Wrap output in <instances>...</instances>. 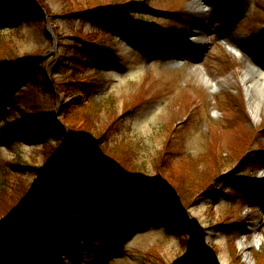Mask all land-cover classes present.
<instances>
[{"label":"rangeland","instance_id":"rangeland-1","mask_svg":"<svg viewBox=\"0 0 264 264\" xmlns=\"http://www.w3.org/2000/svg\"><path fill=\"white\" fill-rule=\"evenodd\" d=\"M90 1L23 0L44 6V24L0 17V61L47 50L0 109V208L39 216L24 224L37 226L36 243L15 231L0 242V264H264V99L244 83L248 69L264 68V0H202L207 15L196 0H98L116 13L104 27L78 16ZM101 42L114 52L98 63ZM101 134L106 157L95 161L84 136ZM113 162L140 179L111 205L139 189L177 202L189 226L163 209L113 227L98 214L107 207L98 187L84 205L92 222L81 187L120 177ZM59 170L82 185L50 205L44 178ZM4 225L0 217V234Z\"/></svg>","mask_w":264,"mask_h":264},{"label":"trees","instance_id":"trees-1","mask_svg":"<svg viewBox=\"0 0 264 264\" xmlns=\"http://www.w3.org/2000/svg\"><path fill=\"white\" fill-rule=\"evenodd\" d=\"M92 0L90 1V3ZM94 2V1H93ZM96 4H91L93 7L90 6V9L86 12L80 13L78 16L82 17L85 20H91L95 23H99L100 25H103V27L106 25L108 20L111 19V17L116 16L115 11L103 8L102 1H95ZM17 5L15 8L14 6ZM44 7L40 3L38 4L36 2V5L26 4L23 2V0H9L8 4H2L0 2V17H11L16 18L20 22H28V21H34L39 23H45L44 21V13L42 10L38 7ZM119 25L122 27V29L125 30V34L131 33L132 29H130V26L132 25L133 20L125 14L122 16V19L119 21ZM47 35V32H45ZM123 35H125L123 32H121ZM47 51V50H46ZM46 51H35L32 55H27L23 58L19 57L18 55L14 56L15 54H12L10 57L3 56L1 57L3 60L0 61V70L4 68L14 67L16 65L22 64L33 57L40 56L44 54ZM99 55L95 57V60L100 63L104 62L105 59L103 58L105 55L109 56V54L113 53L112 47H109L106 42H101L99 48H98ZM11 54V53H10ZM9 54V55H10ZM101 56V57H99ZM13 57V58H11ZM41 76L43 80L45 81V85H47L50 88H53L51 83L48 81L47 74L42 71ZM1 77V76H0ZM4 79L8 81V83L0 87V109L4 106V104L7 102L8 99H10L11 94L15 91L16 88L20 87L21 85L26 84L29 80H31L32 74L31 72L27 71V68H20V69H14L11 71H8L5 75L2 76ZM67 119L69 120V116H67ZM75 120V121H73ZM72 123L77 124L78 121L76 118H72ZM50 124H54L51 122ZM75 129H78L76 125H73ZM76 133V132H75ZM96 136V135H94ZM97 137V136H96ZM96 137H90V136H84V139L87 138L88 140L92 139L93 146L89 150H83L85 153L90 152V157L92 160H99L104 159L106 157L105 150L106 148L103 147L102 143H100L101 137L103 135H99L98 138ZM104 156V157H103ZM118 168L120 177L118 174H112L113 177L110 179L109 183L106 185H98V186H91L92 190H88V188H85L82 185V182L77 180V177H74V175L70 174L67 170H59L56 175L53 176H46L44 180L48 183L47 186L50 187V189L55 191L56 193L52 196L51 193L47 194L48 201L50 205H55L59 202H61L62 198H66L67 196H72L74 193V189L82 185V189H84V197L87 199L81 201V207L83 209L87 206H84L86 204L90 203V199L88 196L90 195L93 197L95 193H97L96 187L101 188V192L104 194V196L99 197L100 199L104 200V209H100L98 211V214L102 215L106 221L110 222L113 227L120 224L122 221L125 222V219L128 217V215H134L135 218L136 214H155L160 215L163 213V209H166L165 211L172 212L174 219L177 223H185V226H189L190 222L188 221L186 214L184 213L183 208L180 209L179 204L175 201H171V205L168 208L166 203L170 202L167 201V199H161L158 196H149L145 194L143 191L139 189H128L127 196L130 199V204L120 203V205H117L115 203L114 205H111L112 201V195L114 193L121 192L124 194V185L125 182H136L133 181L135 179H140L138 176H136L133 172L127 171L126 169L120 167L117 163L113 162V166ZM90 173L89 164L84 163V165L81 167L80 176L81 175H88ZM79 176V177H80ZM173 182V180H172ZM172 182H168V188L174 189V185ZM142 185V184H141ZM117 188H116V187ZM143 186V185H142ZM144 188V187H143ZM115 189V190H113ZM57 190V191H56ZM88 190V191H87ZM112 190L111 192H109ZM146 191V190H145ZM116 199L120 198V196L117 194ZM169 205V204H168ZM0 217L2 218V221L4 222V230L0 234V242L8 241L11 238H15L17 234H14L15 231L17 232H23L27 234V231L25 230V222L28 223H39L38 219L39 216L36 214L29 215L27 218H21V210L20 206L16 207L14 209H7V207L3 206L0 208ZM69 209V208H68ZM102 212V213H101ZM86 216L89 217L92 222H94V219L97 218V215L95 212L91 210H87L85 212ZM124 214L125 216H123ZM64 221H67L64 219ZM135 223V221H134ZM37 226H34L33 228L36 229ZM172 233H177L178 228L176 226L171 227ZM177 231V232H176ZM184 233H189L190 230L187 228L183 229ZM36 237V235H34ZM36 241V240H35ZM101 242V241H100ZM45 257V255H43Z\"/></svg>","mask_w":264,"mask_h":264},{"label":"bare ground","instance_id":"bare-ground-1","mask_svg":"<svg viewBox=\"0 0 264 264\" xmlns=\"http://www.w3.org/2000/svg\"><path fill=\"white\" fill-rule=\"evenodd\" d=\"M202 4L203 3L201 0H196L194 2L195 11H198L200 13L203 10ZM202 14L207 15L205 11H202ZM195 35H199V34H195ZM226 46L228 50L234 51L236 53H240L238 44H232V43L226 42ZM212 83L214 85H217V83L214 81ZM244 83L248 85L247 90H248L249 95H251L254 92L257 94V96L260 99L262 100L264 99V68L248 69V71H246L244 75ZM254 101H257L258 103V99L256 100L254 99ZM253 110H255V108H253ZM243 135L245 136L246 134L243 133Z\"/></svg>","mask_w":264,"mask_h":264},{"label":"water","instance_id":"water-1","mask_svg":"<svg viewBox=\"0 0 264 264\" xmlns=\"http://www.w3.org/2000/svg\"><path fill=\"white\" fill-rule=\"evenodd\" d=\"M42 11L44 12L45 14V11L42 9ZM33 60L29 61V62H26V63H23V64H19V65H16L14 67H11L7 70H0V76H3L5 73H7L8 71H11V70H14V69H18V68H21V67H26L27 65H29Z\"/></svg>","mask_w":264,"mask_h":264}]
</instances>
